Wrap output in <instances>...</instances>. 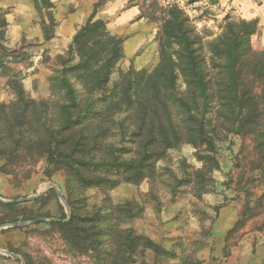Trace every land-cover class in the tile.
<instances>
[{
  "label": "trees",
  "instance_id": "trees-1",
  "mask_svg": "<svg viewBox=\"0 0 264 264\" xmlns=\"http://www.w3.org/2000/svg\"><path fill=\"white\" fill-rule=\"evenodd\" d=\"M34 2L53 6L50 0ZM98 6L59 56L61 68L53 80L63 101H37L17 83V99L0 104V170L13 176L22 169L28 179L43 161L45 177L65 173L78 186L107 193L122 182L142 180L152 162L181 143L215 152L220 122L229 133L251 136L255 166L264 178V49L251 44L258 21L228 18L219 34L205 40L184 9L169 4L161 20L158 64L151 71L130 68L110 85L126 38L112 34L106 21L96 17ZM51 37L45 32V40ZM25 48H8L0 41V72H7L2 56L21 55ZM132 141L138 157L128 158ZM68 203V220L63 213L46 223L77 251L94 250L97 264H130L140 246L162 250L121 225L134 214L130 203L92 212H83L71 199ZM0 207L6 212L0 224L43 216L18 218L25 214L20 203L0 201Z\"/></svg>",
  "mask_w": 264,
  "mask_h": 264
},
{
  "label": "rangeland",
  "instance_id": "rangeland-1",
  "mask_svg": "<svg viewBox=\"0 0 264 264\" xmlns=\"http://www.w3.org/2000/svg\"><path fill=\"white\" fill-rule=\"evenodd\" d=\"M50 1L52 7H37L34 0H0L1 43L8 48L26 47L21 55L2 56L7 72H0V104L17 99L13 88L17 83L37 101H63V93L53 80L61 68L59 56L66 54L74 34L98 3L96 17L106 21L112 34L126 38L124 56L111 75L110 85L130 68L151 71L158 64L161 20L169 4L182 7L205 40L219 34L226 19L244 18L233 13L232 7L221 9V0H95L88 16L84 0L62 7L60 0ZM249 3L257 12L251 19L258 21L251 44L261 51L264 10L256 2ZM73 14L76 21L83 19V23L75 22L72 27ZM50 16L53 25L49 24ZM66 21L70 25L61 29ZM45 32L52 34L49 40H45ZM203 53L208 56L206 45ZM216 123L215 152H200L187 142L181 143L152 162L151 172L142 180L122 182L107 193L78 186L65 173L45 177L43 161L37 163L28 179L22 169L13 176L0 170V196L4 199L15 200L44 191L33 200L14 202L22 204L20 211L25 213L18 218L43 216L24 220H37L26 226L1 229L0 248L19 254L24 264H97L94 250L77 251L57 228L46 223L51 218L59 219L63 213L67 217L64 220H68L72 216L68 203L71 199L83 212L103 205L131 204L134 214L121 225L149 237L162 250L155 253L140 246L130 264H264V200L258 201L264 192V178L255 166L252 138L229 133L220 122ZM129 147L127 157H138L134 150L136 141ZM208 153L213 159L205 158ZM1 164L0 161V169ZM50 182L63 193L70 217L56 189L46 190ZM51 189L54 192H49ZM5 213L0 207V218ZM0 264L23 262L0 253Z\"/></svg>",
  "mask_w": 264,
  "mask_h": 264
},
{
  "label": "crops",
  "instance_id": "crops-1",
  "mask_svg": "<svg viewBox=\"0 0 264 264\" xmlns=\"http://www.w3.org/2000/svg\"><path fill=\"white\" fill-rule=\"evenodd\" d=\"M74 1L75 0H60L59 1L60 7L70 5L71 3H74ZM84 1L86 4V8H84L86 10L85 14L87 15V14H89L90 7L92 6V3L95 0H84ZM221 4H222L221 9H223L224 7H227V6H229V8L232 7L233 13H237L238 15H240L244 18H247V19L253 18L255 16L254 14L257 13L256 9H254V10L251 9L252 4L249 3V0H221ZM72 16L73 17L70 20H72L71 21L72 25H73L72 27H74L75 22H81V19H79V21H76L75 14H73ZM82 17H84V16H82ZM81 23H83V19H82ZM64 25L69 26L70 25L69 21H66L63 24H61L60 28L62 29V27H64ZM70 29H72V28H70ZM57 33H59V31Z\"/></svg>",
  "mask_w": 264,
  "mask_h": 264
},
{
  "label": "water",
  "instance_id": "water-1",
  "mask_svg": "<svg viewBox=\"0 0 264 264\" xmlns=\"http://www.w3.org/2000/svg\"><path fill=\"white\" fill-rule=\"evenodd\" d=\"M50 188H54L56 189L59 197L61 198L62 200V203L64 204V206L66 207L67 209V213H68V217H70V211H69V208L67 206V203H66V200L64 198V195L63 193L60 191V189L58 188V186H56L53 182H50L46 188V190L50 189ZM45 190V191H46ZM42 194H44V191L42 193H39L35 196H28V197H22V198H19V199H15V200H7V199H4L3 197L0 196V201L1 202H6V203H11V202H26V201H30V200H33L37 197H40ZM52 221H58L59 219L58 218H51ZM37 220H33V221H20V222H10V223H5L3 225L0 226V230L3 229V228H10V227H17V226H26L28 224H31V223H34L36 222ZM0 253L1 254H4V255H8V256H11L17 260H21L23 262V264L25 263L23 257H21L19 254L17 253H13V252H9L8 250H4L2 248H0Z\"/></svg>",
  "mask_w": 264,
  "mask_h": 264
},
{
  "label": "built area",
  "instance_id": "built-area-1",
  "mask_svg": "<svg viewBox=\"0 0 264 264\" xmlns=\"http://www.w3.org/2000/svg\"><path fill=\"white\" fill-rule=\"evenodd\" d=\"M250 2H256L261 10H264V0H250Z\"/></svg>",
  "mask_w": 264,
  "mask_h": 264
}]
</instances>
